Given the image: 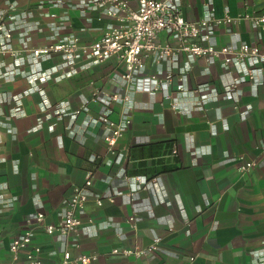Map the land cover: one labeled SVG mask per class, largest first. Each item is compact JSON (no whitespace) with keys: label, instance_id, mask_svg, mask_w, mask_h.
<instances>
[{"label":"crops","instance_id":"1","mask_svg":"<svg viewBox=\"0 0 264 264\" xmlns=\"http://www.w3.org/2000/svg\"><path fill=\"white\" fill-rule=\"evenodd\" d=\"M129 5L135 7V0ZM0 11L20 25L12 47L25 57L20 75L0 77V264L20 263L31 246L40 247L43 264H60L65 252L94 257L88 264H264V64L256 83H249L233 66L180 55L171 70L174 80L184 76L185 91L170 89L172 100L190 108L196 89L206 87L207 102L176 114L161 91L125 89L123 65L115 58L85 61L66 76L61 58L33 61L26 54L25 49L71 34L82 42L98 39L118 25L103 8H88V0H0ZM225 11L233 19L261 13L264 0H181L188 22L211 13L221 19ZM159 41L173 42L164 33ZM208 42L264 48V34L241 19L214 26ZM13 65L12 58L3 57V69ZM169 68L148 59L142 77L155 71L165 76ZM53 70L45 82L25 76ZM234 77L237 90L228 98L224 87ZM94 91L128 93L130 101H89ZM86 101L73 118L70 113ZM103 115L131 121L114 153L104 142L109 129L97 121ZM244 161L253 167L241 172ZM88 177L78 232L49 234L47 227L59 224L73 188ZM35 213L44 220L13 261L7 246ZM155 240L157 249L146 252ZM113 250L143 252L123 256Z\"/></svg>","mask_w":264,"mask_h":264},{"label":"built area","instance_id":"2","mask_svg":"<svg viewBox=\"0 0 264 264\" xmlns=\"http://www.w3.org/2000/svg\"><path fill=\"white\" fill-rule=\"evenodd\" d=\"M136 6L131 7L129 0H88V8L96 10L103 8L104 14L115 21L118 25H110L104 33L92 42H82L77 36L71 34L62 39L43 44L34 48L25 49L26 54L33 61L61 58L63 67L67 68L64 75L68 76L76 73L77 69L83 68L85 61L101 64L104 61L115 58L123 65V72L120 79L125 89L133 87L155 93L161 91L163 98L168 102V107L176 114L186 113L189 109H201L207 102L203 94L206 87L196 89L198 97L190 108L179 105L171 98L172 91L183 93L184 76L179 75L173 78L172 65L177 63L180 55L186 59H204L208 64L221 62L223 68L233 66L236 72L243 74L244 80L249 83H256V74L260 72L259 65L264 64V48L258 45L242 43L238 47L221 46L215 47L209 44L208 40L212 35V28L218 25L230 24L241 19L248 20L254 27L264 34V11L261 13H246L233 19L225 11V16L221 19L215 18L211 13L208 17L194 22L184 19L181 12V0H135ZM14 9V5H10ZM54 17V15H51ZM16 21L13 17H5L0 11V77L13 79L22 73L21 66L24 64L23 56L12 47L13 40L17 34L19 26L13 25ZM161 33L170 37L172 43L160 42ZM200 41H203L201 43ZM8 56L13 59L14 65L10 69H3V57ZM151 59L157 65L162 62L170 65L166 75L162 71H155L142 77L146 70V60ZM245 66V69L242 66ZM54 70L43 72H26L25 76L31 81L45 82L50 79ZM63 75L60 76L62 78ZM238 78H232L224 87V92L228 93L237 90ZM89 101L100 102L108 105L111 102L127 103L130 101L128 93L120 96L116 93L102 95L98 91L91 93ZM84 102L79 108L73 111L71 116L76 117L88 104ZM66 111V110H65ZM63 111V112H65ZM62 114V113H61ZM98 122L104 124L110 134L104 138L107 150L114 153V145L121 138L130 125V119L123 117L119 121H111L107 115L100 117ZM173 151L172 154H175ZM241 160H243L240 157ZM253 167L252 161H244L240 167L241 172L249 171ZM134 180L138 184L143 181L140 177ZM91 186V177L85 182L73 188L70 197L65 201L64 213L61 221L56 226H48L47 232L51 234L56 231L60 235L77 233L81 227V218L84 213L85 203ZM100 205L101 203L98 202ZM44 220L42 213H35L25 219L26 230L24 233L14 238L7 246V252L15 261L20 252L25 251L32 242L33 232L40 227ZM133 221V217L128 219ZM157 241L150 245L146 252H153L157 249ZM2 245L0 243V252ZM143 251L113 250L112 253H121L123 256H139ZM40 247L31 246L26 252L24 259L18 264H43L39 258ZM94 257L79 256L72 258L69 252L63 254L60 264H88ZM193 260V259H190Z\"/></svg>","mask_w":264,"mask_h":264}]
</instances>
